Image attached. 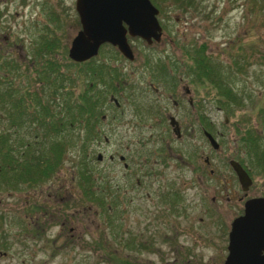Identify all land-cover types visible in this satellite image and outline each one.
I'll use <instances>...</instances> for the list:
<instances>
[{
	"label": "rangeland",
	"instance_id": "rangeland-1",
	"mask_svg": "<svg viewBox=\"0 0 264 264\" xmlns=\"http://www.w3.org/2000/svg\"><path fill=\"white\" fill-rule=\"evenodd\" d=\"M151 2L162 28L157 41L127 35L131 59L104 43L80 63L66 54L80 25L73 0L0 5V72L15 89L29 90L22 105L37 93L57 110L63 99L69 96L71 103L87 87L94 107L60 124L54 136L44 135L40 122L26 120L29 111L16 124L8 94L0 98V133L13 148L46 155L51 139L64 145L47 176L0 184V264H222L226 231L242 214L237 197L242 191L264 196V174L248 160L249 141L242 139L245 133L264 134L263 10L252 0H193L191 7ZM201 42L241 103L191 80L189 52ZM233 61H240L239 69ZM184 85L201 103L203 127L216 147L202 134L185 97L177 96L184 95ZM167 112L181 126L179 139ZM164 141L176 159L155 174L159 158L142 161L137 152ZM206 156L212 174L202 162ZM237 158L254 168L245 189L229 163ZM164 184L173 189L172 215L154 203L153 194Z\"/></svg>",
	"mask_w": 264,
	"mask_h": 264
},
{
	"label": "water",
	"instance_id": "water-1",
	"mask_svg": "<svg viewBox=\"0 0 264 264\" xmlns=\"http://www.w3.org/2000/svg\"><path fill=\"white\" fill-rule=\"evenodd\" d=\"M80 27L70 38L67 55L82 61L96 54L103 42L115 45L126 58L133 57L126 39L137 35L147 42L158 39L161 27L158 11L150 0H75ZM213 147L217 143L205 132ZM240 187L251 179L241 164L230 159ZM225 264H264V196H253L243 203V213L233 217L228 231ZM261 250L263 252L261 253Z\"/></svg>",
	"mask_w": 264,
	"mask_h": 264
},
{
	"label": "trees",
	"instance_id": "trees-1",
	"mask_svg": "<svg viewBox=\"0 0 264 264\" xmlns=\"http://www.w3.org/2000/svg\"><path fill=\"white\" fill-rule=\"evenodd\" d=\"M163 1L168 4L174 3L177 7H191L193 3V0ZM155 2L159 3V0H155ZM252 2L253 6H258L264 12V0H252ZM253 9L255 10L256 8ZM89 59L90 58L80 62H86ZM188 60L189 62L186 64V67L190 72L191 80L196 83L207 82L214 89H218L220 98L241 103L240 97L232 91L230 86L224 83L223 76L225 71L223 67H220L219 63L214 62L210 57V54L206 52L204 42H201L200 46H193L189 52ZM233 63L236 64L235 68H240V61H233ZM8 71H10V68H8ZM55 71H57V69ZM7 78L8 76H5L0 72V98L7 96L8 94V98L12 103H10L11 107L8 111L10 114L13 113L12 117L17 118L18 121H15V123L18 124L23 121L24 113L29 111L30 116L26 118V120L30 119V121H38L41 123L42 127L45 126L44 135L54 132V136H57L60 132V124L73 122V120L79 118L78 115L80 116L85 111L90 110V108H94L93 103H91L89 99V93L87 92L89 88L87 87L81 88L79 93L74 96V99L72 98L71 103L67 102V99H70L69 96L63 99L57 110H55V105L48 101L47 97L46 100L43 101L41 95L37 93H34L32 96L29 95L28 99L30 101L22 105L25 93L27 91L29 93V90L21 87L15 89L14 87L16 86H11L12 83L9 82ZM1 79L5 80L8 84L6 85V83H4L2 86L1 84L4 81H1ZM38 79H41V77H38ZM11 90L13 91L11 92ZM56 123H58V125L51 130L50 126H53ZM246 134L247 133L242 136L244 141H249L248 150H245V154L250 157L248 160H253L256 163L257 171L264 174V134L262 133V135H260L256 133L253 136ZM257 141L258 143L255 144ZM262 145L263 148L259 149V151L254 149V146L261 147ZM63 146V142L56 137L51 139V142L49 143L50 152L46 155L40 154L38 150L34 151V149H15L9 138L0 133V177L3 179H0V184L5 180L8 182L12 181L15 185L23 181L26 183H33L32 181L47 176V174H49V172L53 170V167L58 163L63 153ZM238 160L250 174L254 168H250L242 158H239ZM7 175L9 178L6 177Z\"/></svg>",
	"mask_w": 264,
	"mask_h": 264
},
{
	"label": "flooded vegetation",
	"instance_id": "flooded-vegetation-1",
	"mask_svg": "<svg viewBox=\"0 0 264 264\" xmlns=\"http://www.w3.org/2000/svg\"><path fill=\"white\" fill-rule=\"evenodd\" d=\"M12 1H14V2H16V3H18V5L19 6H22V5H24L25 3H28V0H12ZM27 1V2H26ZM75 0H73V2H74ZM6 2V0H1L0 1V5L1 4H3V3H5ZM7 4V3H6ZM76 14H77V12H76ZM78 16V15H77ZM79 21V20H78ZM80 24V23H79ZM79 27H80V25H79ZM66 54H67V52H66ZM183 92H184V95L183 94H180V95H177L178 97H180V98H184L185 97V99H186V103H187V105L188 106H190L192 109H193V111H194V113H195V115H196V119H198V120H196V122L198 123V127L200 128V130L202 131V134L207 138V136H206V134H205V132L207 131V130H205L204 129V124H203V122L205 121V115L202 113V110H203V108H202V106H201V103L198 101V100H195V98L193 97V95L190 93V90H189V87L187 86V85H184L183 86ZM115 104H117V101H115L114 100V98H113V100H112ZM172 102H173V104L174 105H178L179 104V102L176 100V99H172ZM195 105H197V107L195 106ZM164 115L167 117V120H168V123L170 124V128H171V130L173 131V133L175 134L174 135V137H177V139H179L180 137H181V134H182V132H181V126H180V124L178 123V121H177V119L172 115V114H170V113H164ZM105 117V115L103 114L102 115V118H104ZM201 122V124H203V125H201L200 124V122ZM172 124V125H171ZM172 126L173 127H176L174 130L172 129ZM104 137H106L105 135H104ZM174 140H176V138H174ZM208 140V139H207ZM172 141V140H171ZM166 144H164L163 143V145H161V146H159L158 148H156V149H151V150H148L149 148H147V147H144V146H142V150H140V151H138L137 153H138V155H140V156H143V159H142V161H145L148 157L150 158L151 156H153V157H155L154 158V160L155 159H157L156 157H158L159 158V160H160V163L161 164H159V166H157L154 170H155V174H156V171L158 170V169H160V171L162 172L164 169H170V168H172V165H173V163H174V160L176 159L175 158V156H174V154H173V152H172V149H170V148H168V144H167V141H164ZM208 142H209V140H208ZM169 143V142H168ZM160 144H162V142L160 143ZM211 145V144H210ZM145 150V151H144ZM119 158H121V159H124V155L123 154H119V156H118ZM178 160L179 161H183L182 160V158L180 157V156H178ZM204 164H206V165H208L209 166V163H210V161H209V159H208V157L206 156V157H204L203 158V161H202ZM126 165V163L123 161V166H125ZM242 165V164H241ZM180 166H182V167H184L183 166V164H180ZM243 166V165H242ZM244 167V166H243ZM244 169L246 170V168L244 167ZM247 171V170H246ZM208 172L210 173V174H212L213 173V168H211L210 166H209V168H208ZM234 172V171H233ZM235 174V173H234ZM247 174H248V172H247ZM250 175V174H249ZM236 176V175H235ZM236 179H237V177H236ZM136 181H137V184H140V181H141V179L140 178H136ZM238 181V180H237ZM238 184H239V182H238ZM164 186H165V188L164 189H160V191L157 193V189H156V192L153 194V196H154V203L155 202H157V203H159L160 205H162V206H166L165 207V211L166 212H168L167 214L168 215H172V211H173V209H174V200H173V189H172V187L171 188H169L168 186H167V184H164ZM239 186H240V184H239ZM166 188H168L167 190H166ZM241 188V187H240ZM175 193V192H174ZM175 194H177V193H175ZM150 195V193L149 192H147V191H145L144 192V196H146V197H148ZM253 196H256L255 194H253V193H251V195L250 196H247V191H242V195H240V196H238L237 197V199H240L241 200V203H242V206H241V211H240V213L242 212L243 213V203H244V201L246 200V199H248V198H250V197H253ZM155 211H157V210H155ZM239 214V213H238ZM230 226V225H229ZM229 229V228H228ZM227 240H228V230L226 231V244L223 246V249L225 250L224 252H223V260H222V264H225V261H224V258L226 257V255H227V252H228V250H227ZM263 252V250H261V253ZM183 262V261H182ZM180 264H184V263H181L180 262ZM219 264H221V262L219 263Z\"/></svg>",
	"mask_w": 264,
	"mask_h": 264
}]
</instances>
